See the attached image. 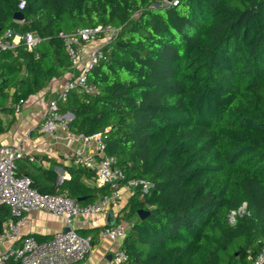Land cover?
<instances>
[{"label":"trees","instance_id":"obj_1","mask_svg":"<svg viewBox=\"0 0 264 264\" xmlns=\"http://www.w3.org/2000/svg\"><path fill=\"white\" fill-rule=\"evenodd\" d=\"M99 25L118 33L87 73L97 92L70 91L59 110L71 113V133L102 135L121 184H151L122 209L149 213L120 246L124 264H251L264 247V0H0V34L40 38L30 52L21 43L0 53V98L16 87L20 105L64 75L58 34ZM68 175L32 187L81 205L110 192L87 185L94 172L83 166ZM8 218L0 205V232Z\"/></svg>","mask_w":264,"mask_h":264},{"label":"built area","instance_id":"obj_2","mask_svg":"<svg viewBox=\"0 0 264 264\" xmlns=\"http://www.w3.org/2000/svg\"><path fill=\"white\" fill-rule=\"evenodd\" d=\"M118 29L108 25L92 28H82L74 33H59L66 54L69 59L68 77L63 90L52 98L43 119L38 124V130L45 134H53L58 129L68 130V123L72 120L69 112L61 113L59 103L67 99L70 91L80 94L93 95L96 89L87 81V73L95 66L106 61L104 47L116 38ZM40 38L26 32L24 34L7 30L0 34V53L14 51L19 44L25 50L36 48ZM22 103V101H19ZM19 104L14 108L18 112ZM72 134L69 131L68 137ZM84 143L94 140L95 154L81 147L73 150L74 163L94 172L97 186H109L110 192L98 201L81 205L78 201L64 195L53 193L44 194L32 187L29 177L17 173V161L26 158L19 146L0 145V205L6 206L15 220L3 225L0 232V245L5 241L21 242L20 246H10L0 252V264H73L84 260L92 253V245L88 238H82L73 227L74 222L86 223L96 215L108 210L120 198V189L125 188L133 194L136 188L147 193L151 184L139 180H125L123 172L116 167V160L105 154V144L101 134L92 136L79 135ZM38 211L62 218L65 231H57L48 241L39 242L34 237L24 236L19 229L22 216L26 213ZM245 211L242 206L229 215V223L234 224L236 216ZM128 234V228L123 223L105 226L101 230V237L116 244L112 254L113 264H124L126 256L120 248L122 241ZM251 264H264V247L260 248Z\"/></svg>","mask_w":264,"mask_h":264},{"label":"crops","instance_id":"obj_3","mask_svg":"<svg viewBox=\"0 0 264 264\" xmlns=\"http://www.w3.org/2000/svg\"><path fill=\"white\" fill-rule=\"evenodd\" d=\"M68 73L69 71L54 78L47 87L29 95L20 104L18 112L15 111L16 102L13 99L18 88L10 87L6 91L7 97L0 98V145L21 148L22 152L26 154V158L17 161V173L29 177L42 190L51 187L49 173L56 174V185H59L62 179L69 178L68 168L76 166L73 150L85 146L91 153L95 154L96 151L94 140L84 143L79 135L73 133H71V137H68L69 130L58 129L53 134H45L38 130V124L47 111L49 101L63 90ZM85 183L89 186H97L94 177L87 179ZM131 196L129 191L122 188L119 200L112 204L108 210L96 215L86 223L74 222L73 227L77 232L79 230L86 231L87 237L95 238L91 255L80 261L79 264H113L112 254L117 245L102 238L101 230L103 227L109 226L108 222H123L124 224L128 222L130 224H128V231L130 230L135 219H139L137 214L127 219L122 212ZM99 199L100 197L96 201ZM22 218L19 229L22 238L31 236L39 242L40 238L43 239L42 241H48L55 232L65 229L62 218L50 214L32 211L24 214ZM12 220L15 218L6 219L3 225ZM92 229L96 230L89 231ZM20 243L5 241L0 245V252L10 246H20Z\"/></svg>","mask_w":264,"mask_h":264},{"label":"water","instance_id":"obj_4","mask_svg":"<svg viewBox=\"0 0 264 264\" xmlns=\"http://www.w3.org/2000/svg\"><path fill=\"white\" fill-rule=\"evenodd\" d=\"M167 1H169V0H167ZM14 20H16V21H22V20H23V16H22V14H21L20 12L15 13V14H14ZM70 126H71V124L68 123L67 127L70 128ZM78 201H79V200H78ZM136 214H137V217L141 220V219H144L145 217H147V215H148L149 213H148V211H145V210H139V211L136 212ZM115 224H116L115 222H113V223L108 222V225H109V226H113V225H115ZM66 230H67V229H65V231H66Z\"/></svg>","mask_w":264,"mask_h":264},{"label":"rangeland","instance_id":"obj_5","mask_svg":"<svg viewBox=\"0 0 264 264\" xmlns=\"http://www.w3.org/2000/svg\"><path fill=\"white\" fill-rule=\"evenodd\" d=\"M126 224H127V228H128V224H129V223H128V222H126ZM126 224H125V225H126ZM129 225H130V224H129Z\"/></svg>","mask_w":264,"mask_h":264}]
</instances>
